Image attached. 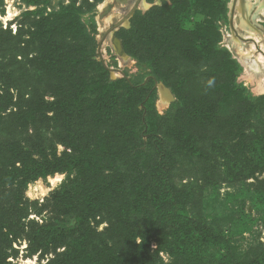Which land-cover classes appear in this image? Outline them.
Instances as JSON below:
<instances>
[{"label": "trees", "instance_id": "trees-1", "mask_svg": "<svg viewBox=\"0 0 264 264\" xmlns=\"http://www.w3.org/2000/svg\"><path fill=\"white\" fill-rule=\"evenodd\" d=\"M4 6L0 0L1 14ZM187 8L171 0L123 30L135 36L123 44L125 53L152 71L145 85L112 80L82 49L68 61L59 46L67 34L58 38L55 22L40 19L16 34L0 28V264H12L8 258L26 229L19 206L24 189L57 173L68 180L52 203L67 220L36 237L44 246L50 240L68 246L57 264H115L120 249L131 245L139 251L130 255L134 264H154L165 245L192 264H241L221 248L233 234L230 226L215 230L201 216L181 214V198L194 187L174 186L171 157L181 152L192 159V175L202 180L257 177L264 172V97L238 93V62L218 48L217 29H183ZM208 17L217 19L213 12ZM158 82L177 99L169 113L177 116L160 123V136L149 131L143 108ZM253 188L251 204L264 207V179ZM13 192L17 203L10 201ZM103 217L109 227L99 231L93 222ZM149 239L158 245L152 255ZM261 252L249 264H264Z\"/></svg>", "mask_w": 264, "mask_h": 264}, {"label": "rangeland", "instance_id": "rangeland-1", "mask_svg": "<svg viewBox=\"0 0 264 264\" xmlns=\"http://www.w3.org/2000/svg\"><path fill=\"white\" fill-rule=\"evenodd\" d=\"M176 1L188 6L183 17L184 30L194 31L198 27H202L201 29L204 31L215 32L216 29L218 30V48L228 51L232 59L236 60L240 66V75L237 80L238 93L250 94L253 98L264 97V13L263 15L258 14L261 21L256 18L257 7L255 9L254 6V9L252 8L251 13L248 14L251 16L250 19H253V29L258 34L257 38H253L257 42L255 43L249 38L243 37L241 33L243 31L241 27L243 14L238 12L239 3L236 5L233 23L230 9L233 0ZM3 2L5 13H0V28L11 30L13 34H16L20 28L27 31L34 21L40 19L55 22L53 25L55 35L59 38L62 34H67L64 39H60L59 46L62 50L65 49L68 61L74 60L72 54L74 49H82V52L92 55L97 62L102 63L108 69L112 80L117 81L127 77L134 84L143 83V85L150 80L149 75L152 71L148 64L139 62L125 53L123 44L135 36L126 34L123 30L130 31L133 27L132 21H136L139 16L167 4L171 5V0H113V3L110 4L107 3L108 0H38L35 5H29L27 0H3ZM143 2L149 5L146 9L141 7ZM105 3L106 6L102 9L101 7ZM194 3L199 7H192ZM130 5L132 8L126 12L124 7ZM204 7L207 8L205 13ZM117 8L119 10L115 11ZM170 12L168 11V15ZM212 12L217 17L216 20L208 17ZM35 13L34 16L30 15ZM158 13L153 12L151 19H156ZM220 15H224V18H221ZM237 34L244 39H249L239 41H242L248 50H252L251 54L243 56L238 50H235L232 38L239 39ZM28 36L26 35V38ZM209 36L212 37V35ZM259 58H262L263 61H260ZM259 83H262L261 87ZM161 89L168 91L170 100L168 96L161 94ZM152 93H155L154 100L151 98L152 94H148L147 107L143 108L147 111L145 113L148 118L145 119L149 123V131L154 133L153 135H158L155 133H158L157 130L162 128L160 123L165 127L171 118L174 119L177 116L173 114L172 117L169 114L177 110L174 105L177 99L163 82L155 83ZM47 100L51 101L52 99L49 97ZM262 104L264 103L262 102ZM9 109L12 108L9 107ZM10 111L12 110L8 112ZM162 116L167 119L163 121ZM147 131L145 130L146 133ZM144 139L147 140V137L145 136ZM63 151L64 148L61 145L58 146L60 155ZM171 158L174 168L170 176L174 186L179 190H183L184 185L189 189L194 187L192 193L188 191L181 198L182 201L179 205L181 214L201 216L204 220L211 222L215 230L219 227L225 229L230 226L233 234H229L225 243L221 245V248L227 247L225 250L229 260L232 259L235 263L249 264V261L258 257V254L264 251V207H260L259 204L252 205L250 193L254 189L253 185L264 179V172L251 179L228 178L222 181L218 179V182H215L212 178L202 180V177L198 176L199 174L192 175L194 162L192 159L189 162L183 153L175 152ZM242 158L239 160L242 161ZM198 169V165H196L194 172ZM67 180V174L57 173L47 178H39L26 186L22 193V202L19 204L27 215L23 220L26 229L19 240L14 243L13 247L17 253L11 251L8 262L12 264H57L67 253V245L61 246L50 240L48 246H44L41 237L36 238L39 235L38 231L43 228L62 225L67 220L64 215L58 213L56 206L52 203L53 195L61 190ZM18 194L20 195L19 192ZM14 198L15 192L12 193L10 201L16 202ZM22 212L24 213V211ZM243 216L246 218H242ZM96 222H93V226L99 231H104L109 227V222L105 217L102 220L98 218ZM245 222H247L246 225ZM231 223L233 224L231 225ZM141 242L142 239L138 238L137 244L139 245ZM148 242L152 255L157 251L158 245L154 239H149ZM120 252L118 255L120 261L114 259L115 264H134L130 255L134 257L139 253L133 245L123 247ZM154 264L192 263L174 255L172 247L165 245L164 251L156 254Z\"/></svg>", "mask_w": 264, "mask_h": 264}, {"label": "bare ground", "instance_id": "bare-ground-1", "mask_svg": "<svg viewBox=\"0 0 264 264\" xmlns=\"http://www.w3.org/2000/svg\"><path fill=\"white\" fill-rule=\"evenodd\" d=\"M259 1V0H258ZM108 4L113 3V0H108L107 2ZM239 3L238 9H239V13H242V23H241V27H242V35L245 38H249V39H253V38H257L258 34L255 32V30L251 27V25L249 24L246 15L248 16L249 13H251V9H254V6L252 4L251 0H233V4L230 7V9H232V22L234 23V13H236V5ZM106 6V3L102 5V9H104V7ZM147 6H149L147 3L143 2L141 7L142 8H147ZM259 8L257 9V13H256V18H258V16L260 14H263L264 12V1L259 3ZM132 8V6H126L124 7V9H126V12L129 11V9ZM119 9L117 8L115 11H118ZM133 13V12H132ZM131 13V14H132ZM259 14V15H258ZM240 36V35H239ZM243 37H239V39H236L235 37L232 38V45L234 46L235 50H238L243 56H247L249 55V53L252 50H248V48L245 46V44L241 40ZM252 53V52H251ZM250 53V54H251ZM260 61H263L262 58H259ZM261 67V66H260ZM263 70V68H261ZM264 73V70H263ZM259 76V75H258ZM260 82V81H259ZM263 83V82H262ZM262 83H259V86H262ZM264 88V87H263ZM161 94L168 96V99L170 100V94L168 93L167 90H162L161 89ZM164 105H166V103H164Z\"/></svg>", "mask_w": 264, "mask_h": 264}, {"label": "flooded vegetation", "instance_id": "flooded-vegetation-1", "mask_svg": "<svg viewBox=\"0 0 264 264\" xmlns=\"http://www.w3.org/2000/svg\"><path fill=\"white\" fill-rule=\"evenodd\" d=\"M251 1H252L253 6H255V9H256V7H257V9H258V8H259V7H258V6H259V3L262 2V1H264V0H259V1H258V0H251ZM263 13H264V12H263ZM262 15H263V14H262ZM246 17H247V20H248L249 24H250L251 27L253 28V25H252V20H253V19L251 20V19H250L251 16H249V15H248V16L246 15ZM258 20H259V19H258ZM259 21H261V20H259ZM263 22H264V21H263ZM237 36H239V34H237ZM239 37H242V36H239ZM242 39H243V40H246V41L249 40V39H244V38H242ZM250 40H252V41H254L255 43H257L254 39H250Z\"/></svg>", "mask_w": 264, "mask_h": 264}, {"label": "water", "instance_id": "water-1", "mask_svg": "<svg viewBox=\"0 0 264 264\" xmlns=\"http://www.w3.org/2000/svg\"><path fill=\"white\" fill-rule=\"evenodd\" d=\"M231 13H232V9H231ZM231 18H232V15H231Z\"/></svg>", "mask_w": 264, "mask_h": 264}]
</instances>
